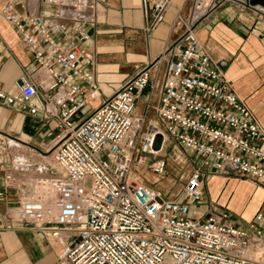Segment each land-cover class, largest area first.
I'll use <instances>...</instances> for the list:
<instances>
[{"label": "built area", "instance_id": "built-area-1", "mask_svg": "<svg viewBox=\"0 0 264 264\" xmlns=\"http://www.w3.org/2000/svg\"><path fill=\"white\" fill-rule=\"evenodd\" d=\"M169 2L144 0L149 29ZM35 3L51 9L35 13ZM197 4L194 0L193 9ZM94 11V0H5L0 9L41 73L36 84L18 78L14 93L0 84V105L55 119L57 130L50 155L56 176L36 179L32 196L22 198L6 217L45 238L55 251L52 264H264V198L244 227L231 223L228 210L216 203L204 215L188 216L189 207L204 200L207 170L264 188V129L256 116L201 52L190 25L178 53L166 48L162 55L167 61L157 124L143 132L133 111L160 58L98 103L94 57L87 48ZM168 140L198 159L197 169L171 199L130 175L133 164L156 156ZM13 141L0 132L4 185L11 179L4 157ZM9 164L21 166L16 159ZM147 170L163 176L165 158ZM3 219L0 214V226Z\"/></svg>", "mask_w": 264, "mask_h": 264}, {"label": "crops", "instance_id": "crops-1", "mask_svg": "<svg viewBox=\"0 0 264 264\" xmlns=\"http://www.w3.org/2000/svg\"><path fill=\"white\" fill-rule=\"evenodd\" d=\"M94 1L95 19L92 25L87 26L90 34L87 48L94 57L93 71L98 85V103L110 97L138 69L150 66L160 58L150 68L149 85L139 94L133 111V117L143 132L150 125L156 124V108L160 101L167 61V57L162 55L166 48H171L174 54L178 53L181 47L180 37L190 25L199 41L201 52L207 54L224 72L235 94L244 99L264 129L263 11L259 12V9L248 8L231 0H222L218 6L196 14L193 9L194 0H170L162 19L149 29L144 0ZM4 3L5 0H0V9ZM32 9L36 13L50 11L51 8L35 3ZM0 41L3 45L0 53L2 88L8 93H14L15 81L24 76L33 83H38L40 71H36L29 52L18 43L16 32L2 17ZM86 108L87 111L89 107ZM0 132L14 140L4 157L7 171L11 174L7 185L3 183V172L0 170V214L4 218L3 225L0 226V264H52L55 261V251L45 238L22 223L10 222L6 216L26 196L29 190L28 168L32 166L30 161L44 153L43 144L46 140L53 141L57 133L56 120H43L40 116L22 114L0 105ZM176 146L197 159L186 147ZM161 151L162 149L156 156L145 155L141 165L147 169L156 159L165 158L159 154ZM12 159L20 161L21 166H10ZM137 165L133 164L130 169L133 180L160 190L166 194V198L175 196L173 191L167 194L171 187L166 191L160 188L162 181L158 175L141 173L135 168ZM197 167L198 159L195 168ZM166 169L165 180L171 178L172 174L167 164ZM211 173L210 170L204 172V200L200 210L195 212L204 215L216 203L219 208L228 210L231 223L244 227L263 200L264 188L253 180L211 176ZM183 180L180 181L184 182ZM245 182L251 183L253 189L247 191L242 186ZM172 188L175 189L176 185L172 184ZM236 198H240L238 205L233 202L238 200ZM241 203L243 206H240ZM6 223L10 226L7 227Z\"/></svg>", "mask_w": 264, "mask_h": 264}, {"label": "rangeland", "instance_id": "rangeland-1", "mask_svg": "<svg viewBox=\"0 0 264 264\" xmlns=\"http://www.w3.org/2000/svg\"><path fill=\"white\" fill-rule=\"evenodd\" d=\"M260 7H262V6H260V5L255 6V8L259 9L261 12L263 10ZM261 13L264 16V11ZM86 109L87 108H84L80 114L82 115L86 111ZM156 124H157V121H156ZM11 143H13V142H11ZM160 144H161L160 142H157L156 147L158 148L160 146ZM43 145H44L43 146L44 153L40 156H37V158L36 157L33 158L34 160L30 161L32 166H30L28 168V172H29L30 176L28 177L29 180L27 181V183H28L27 188L29 190L27 191L26 196L24 197L26 199L28 197L32 196L33 190H32L30 185L34 184V181L36 179L54 177L57 174L55 169L53 168V163H52V159L50 156L51 153L54 151L55 146H56L55 140L52 141V140L48 139L44 142ZM159 154L163 155L165 157L167 167L172 170V174H171L170 179H172L173 184L176 186L179 185V188L176 191H174L175 189L172 188V185H171L170 190L167 189V190H169L167 192V194H170L171 191H173V194L177 195L179 193L181 187L183 186L185 179L188 176L192 175L194 173V171L196 170L195 165L197 163V159H195L188 152L183 151L180 148H178L172 140H168L164 143V145L162 147V151ZM155 155H158V153ZM177 155L181 158L182 161H180V162L177 161V159H176ZM37 168H39L40 171H36ZM144 170H145V172H149L150 174L154 175L153 173H151L146 168H144ZM158 177L160 178V180L162 182L165 180L164 179L165 174L163 176H158ZM181 179L182 180L184 179L183 180L184 182H181L180 181ZM203 182L205 184V181H203ZM245 183H249V182H245ZM160 188L162 189L161 184H160ZM163 191H166V190H163ZM214 195H213V197H215ZM164 196L166 197V194H164ZM236 199H238V200H233V202L235 201V203L238 205L240 202V200H239L240 198H236ZM240 206H243L242 203ZM200 207H201V203L191 205L189 207L188 216H191L193 214V212L200 210ZM241 209L243 211L242 207H241Z\"/></svg>", "mask_w": 264, "mask_h": 264}, {"label": "bare ground", "instance_id": "bare-ground-1", "mask_svg": "<svg viewBox=\"0 0 264 264\" xmlns=\"http://www.w3.org/2000/svg\"><path fill=\"white\" fill-rule=\"evenodd\" d=\"M214 1H216V0H199V4L195 5V7H194V10H196L195 13L197 14V13H203V12H205L206 9L208 8V6H209L210 4H212ZM260 8H262V10L264 11V7H260ZM155 151L158 152L159 150H155ZM176 159H177V161H179V162L182 161L181 158H180L178 155H177ZM170 160H171V159H170ZM135 168L139 169V170L141 171V173L147 174V173H145L144 166H142V165H137V166H135ZM168 169H169V168H168ZM148 176H151V175L148 174ZM160 184H161V187H162L163 190H167L168 188L171 187V185L173 184V181H172V179L167 178L166 180H164V181L161 182ZM242 186H244L245 188H247V191H248V189L252 188V184H250V183H243ZM178 188H179V185L176 186V188H175L174 191L178 190ZM155 189H156V188H155ZM252 189H253V188H252ZM240 192H241V190H240ZM246 194H247V193H246ZM248 196H249V195H248ZM246 197H247V196H246ZM259 202H260V201H259Z\"/></svg>", "mask_w": 264, "mask_h": 264}, {"label": "water", "instance_id": "water-1", "mask_svg": "<svg viewBox=\"0 0 264 264\" xmlns=\"http://www.w3.org/2000/svg\"><path fill=\"white\" fill-rule=\"evenodd\" d=\"M232 1H234L236 3L238 2L242 5H245L248 8H253L256 10H258L257 8H255L256 5H260V6L264 7V0H232ZM221 2H222V0H216L214 2V7L218 6Z\"/></svg>", "mask_w": 264, "mask_h": 264}]
</instances>
